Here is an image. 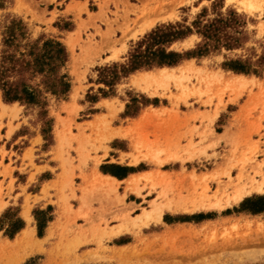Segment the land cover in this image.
Returning <instances> with one entry per match:
<instances>
[{"label": "rangeland", "instance_id": "obj_1", "mask_svg": "<svg viewBox=\"0 0 264 264\" xmlns=\"http://www.w3.org/2000/svg\"><path fill=\"white\" fill-rule=\"evenodd\" d=\"M125 1L0 0V59L9 26L21 22L17 54L36 40L62 43L68 59L60 73L69 83L64 94L42 85L38 100L11 105L0 90V264H264V192L209 213L180 210L190 201L224 203L263 180L264 0ZM156 15L147 32L132 35ZM215 19L230 21L231 48L221 43L164 65L192 66L204 77L186 71L182 85L144 90L136 76L164 66L123 72L157 26ZM201 40L193 32L167 49L184 53ZM243 66L249 72L237 70ZM107 160L121 167L117 178L97 172H108ZM44 169L51 174L40 176ZM166 202L179 209L165 207L148 224L139 219ZM29 228L34 241L13 245ZM200 247L209 250L182 258Z\"/></svg>", "mask_w": 264, "mask_h": 264}, {"label": "trees", "instance_id": "obj_2", "mask_svg": "<svg viewBox=\"0 0 264 264\" xmlns=\"http://www.w3.org/2000/svg\"><path fill=\"white\" fill-rule=\"evenodd\" d=\"M193 25L191 27L181 23H170L157 26L138 41L137 47L130 54L129 63L122 66L123 72L142 67L174 65L185 55H203L217 49L221 43L230 48L234 44L227 31L230 21L197 20ZM9 27L11 30H8L9 34L4 40L0 59V90L3 91L4 100L34 102L43 91L40 88L42 85L54 94L66 93L69 83L65 79L66 76L60 73L62 64L68 59V52L63 44L49 40L41 45V40H36L29 49L17 54L19 33L15 29L24 30L25 26L21 22L13 21ZM193 32L202 37L194 49L184 53L167 49L173 41ZM237 70L249 72L250 69L243 66ZM38 76H42L40 82L31 84L30 81ZM118 77L119 72H116L107 82L113 83Z\"/></svg>", "mask_w": 264, "mask_h": 264}, {"label": "bare ground", "instance_id": "obj_3", "mask_svg": "<svg viewBox=\"0 0 264 264\" xmlns=\"http://www.w3.org/2000/svg\"><path fill=\"white\" fill-rule=\"evenodd\" d=\"M125 1V0H124ZM145 1V0H144ZM148 1V0H147ZM151 1V0H150ZM149 1V2H150ZM174 1V0H173ZM230 1V0H229ZM126 2V1H125ZM154 2V1H153ZM178 2H182V1H178ZM241 3V2H240ZM246 3V2H245ZM248 3V2H247ZM146 4H150V3H146ZM152 4V3H151ZM243 4V3H242ZM250 6H255L256 2L254 0H249V3H248ZM144 6V5H143ZM147 6V5H146ZM145 6V7H146ZM144 7V8H145ZM149 7V6H148ZM151 8V7H150ZM174 8V7H173ZM136 9V8H135ZM250 9V8H249ZM144 10V9H143ZM149 11V10H148ZM152 11V10H151ZM158 11V10H157ZM156 10L153 12L154 14L157 12ZM148 13V12H146ZM144 14V13H143ZM149 16H151L149 14ZM172 16V15H171ZM144 19V18H143ZM146 19V17H145ZM160 19V15H156L155 17H149V19H146L142 24H140L138 27H136L133 31H132V35L134 36H137V34H141V33H144L146 30L150 29L152 26H154L156 24V22ZM123 22V21H122ZM129 22V21H128ZM127 22V23H128ZM138 23V22H137ZM121 24V23H119ZM129 25V24H128ZM127 25V26H128ZM124 26V25H123ZM112 27V26H111ZM121 27V26H120ZM126 27V26H125ZM123 29V28H121ZM128 29V28H127ZM133 29V28H132ZM112 30V29H111ZM131 30V29H130ZM126 31V30H125ZM130 31H128L129 33ZM147 32V31H146ZM113 33V32H112ZM131 36V35H130ZM132 37V36H131ZM192 61V60H191ZM188 64V63H187ZM191 64V63H190ZM183 66V65H182ZM139 71V70H138ZM186 71H190L191 73H195V75L199 74L201 75L202 77H204L206 74L203 70L201 69H195L193 68L192 66L190 67H183V68H179V70H175V66H164V67H160L158 69V71L156 72H152V71H145L143 72L142 74H139L136 76V84L141 86V88H143L144 90L150 88V87H156V86H166L170 81H173L175 83H181V85L183 84V78L185 76H183V74H185ZM207 71V70H206ZM135 73V72H134ZM137 73V72H136ZM218 73V72H217ZM214 74V73H213ZM219 74V73H218ZM193 75V74H192ZM215 75V74H214ZM219 78H221V75L219 74ZM234 76V75H233ZM242 76V75H240ZM238 76L237 79H241V77ZM213 77V75H211L209 78ZM218 78V80H219ZM235 78V79H236ZM187 79V78H186ZM214 80V78H213ZM222 81V80H220ZM134 82V80H133ZM137 87V86H136ZM187 87V86H186ZM159 88V87H158ZM161 88V87H160ZM143 90V92H144ZM150 90V89H149ZM157 90V89H156ZM164 90V89H163ZM182 91H184L182 89ZM187 91V89L185 90ZM184 91V92H185ZM189 93V92H188ZM186 93V94H188ZM185 94V93H184ZM185 94V95H186ZM215 115V113H214ZM148 116V115H147ZM211 117V116H209ZM215 117V116H214ZM105 119V118H104ZM213 123V122H212ZM127 129V128H126ZM127 131V130H126ZM125 132V131H124ZM148 172V171H147ZM233 177V176H232ZM205 178V176H204ZM231 178V177H230ZM229 178V179H230ZM241 178V176H240ZM205 180V179H204ZM232 180V179H231ZM230 180V181H231ZM98 181V180H97ZM207 181V180H205ZM229 181V180H228ZM229 181V182H230ZM104 182V181H102ZM245 183V182H244ZM243 183V184H244ZM222 184V183H221ZM229 184V183H228ZM236 184V183H235ZM108 186V185H107ZM226 186V185H225ZM237 186V185H236ZM220 187V186H218ZM223 187V186H222ZM217 192V191H216ZM223 192V191H222ZM221 192V193H222ZM252 192H264V177H263V180L262 181H257V182H252L250 183V185L248 186H243V187H238L236 192L234 193V195L232 196V198H229L224 201V203L222 202L221 199H216L215 201L213 199H209L207 201H190V203L188 204H185V207H181L180 205H176L178 207H181V211H185L186 213H191V216L193 215H196L197 214V211L198 212H206V213H209L210 211L207 210V209H214V208H226L227 206L233 204V203H237L239 202L240 200L243 199V197H246V195H249V194H252ZM220 196V195H219ZM171 203V202H170ZM185 203V202H184ZM240 203V202H239ZM235 206V205H234ZM165 207H167V209H171L172 211H176V209H179V208H173L172 205H168V203H161V204H153L152 205V208L150 210H145L144 213H143V216H139V219L143 221L144 224H148L150 218H152L153 215H157L158 217H161L162 216V213L163 211L165 210ZM2 206H0V210H1ZM28 210H25L24 211V215L25 217L29 220V215H28ZM137 218V216H136ZM135 219V218H134ZM133 219V220H134ZM154 219H157L154 218ZM135 222V220L133 221ZM31 223V222H30ZM137 223V222H135ZM134 223V224H135ZM140 224V223H139ZM22 234V233H21ZM252 239H249L248 237L246 238H243L242 239V242H250ZM255 240H258V239H254ZM34 241V232L29 228L27 230H24L23 234L20 235V237H18L15 241H14V244L15 246L17 245H21V246H24V244H27V243H31ZM241 241V240H240ZM236 242L238 244H241V242ZM230 242V241H229ZM227 243V244H230V243ZM198 247V246H197ZM201 248V247H200ZM37 249V248H36ZM196 249V248H195ZM223 249V248H222ZM122 250V248H121ZM127 250V249H126ZM207 250H209V247L208 248H201V250H196L197 252L195 251H192V252H189L188 254H184L183 253V257L182 258H185V257H193L195 255H200L202 253H205ZM125 252V251H124ZM120 254V253H119ZM125 255V254H124ZM122 256V255H121ZM182 256V255H181Z\"/></svg>", "mask_w": 264, "mask_h": 264}, {"label": "crops", "instance_id": "obj_4", "mask_svg": "<svg viewBox=\"0 0 264 264\" xmlns=\"http://www.w3.org/2000/svg\"><path fill=\"white\" fill-rule=\"evenodd\" d=\"M5 104V103H4ZM11 104H13V102L12 103H7L6 105H11ZM5 124H6V122H5ZM7 125V124H6ZM5 125V127H4V129H3V135L5 136L6 135V133H7V131H8V127ZM19 130V128H17V129H15L12 133H11V137L13 138L15 135H20V132L18 131ZM36 135V134H35ZM13 139H15V138H13ZM113 142H115V144H117V143H120V142H122V139H118V138H114L113 139ZM106 163H104L103 164V166H106V168H110V169H108V170H106V171H108V172H102L101 171V169H100V166H98V167H96V169L98 170L97 172L98 173H100L102 176H104V177H109L110 179H113V178H117V174L118 175H120V171L119 170H121V167L120 166H117V165H115L111 160H107V161H105ZM39 165L40 166H46L47 164H46V162L43 160V161H40L39 162ZM134 166H136V165H134ZM114 170H116V171H114ZM51 174L48 170H42V172L40 173V176H44V175H46V174ZM54 177H55V175L54 176H47V177H45L44 179H45V181H51V180H53L54 179ZM188 215H191V213H187Z\"/></svg>", "mask_w": 264, "mask_h": 264}]
</instances>
